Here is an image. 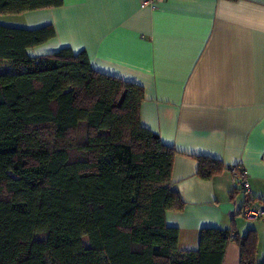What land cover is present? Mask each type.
<instances>
[{"label": "trees", "instance_id": "1", "mask_svg": "<svg viewBox=\"0 0 264 264\" xmlns=\"http://www.w3.org/2000/svg\"><path fill=\"white\" fill-rule=\"evenodd\" d=\"M61 3L0 0V15ZM52 32L0 23V264H222L231 240L239 264H264L251 229L204 227L196 250L177 248L165 222L183 206L171 185L176 150L141 125L142 87L97 71L84 50L29 55ZM195 158L201 179L231 169Z\"/></svg>", "mask_w": 264, "mask_h": 264}, {"label": "crops", "instance_id": "2", "mask_svg": "<svg viewBox=\"0 0 264 264\" xmlns=\"http://www.w3.org/2000/svg\"><path fill=\"white\" fill-rule=\"evenodd\" d=\"M61 1L0 15V23L50 25L53 35L29 55L84 50L97 71L142 87L141 125L176 150L171 185L183 206L166 210L165 222L178 229V249L196 250L199 231L214 227L239 236L254 230L256 254L258 245L264 253V228L237 213L245 198L264 201V0H158L155 8L140 0ZM198 155L241 165L248 188L227 169L201 179ZM227 243L222 264H239V248Z\"/></svg>", "mask_w": 264, "mask_h": 264}, {"label": "built area", "instance_id": "3", "mask_svg": "<svg viewBox=\"0 0 264 264\" xmlns=\"http://www.w3.org/2000/svg\"><path fill=\"white\" fill-rule=\"evenodd\" d=\"M157 2L158 0H140L139 5L142 8H155ZM229 170L234 178L240 180L238 182L241 185V189L245 191L248 188L247 182H245L246 171L243 170L241 165H234ZM238 213L246 219H262L264 217V207L251 201V198H245V201L238 209Z\"/></svg>", "mask_w": 264, "mask_h": 264}, {"label": "rangeland", "instance_id": "4", "mask_svg": "<svg viewBox=\"0 0 264 264\" xmlns=\"http://www.w3.org/2000/svg\"><path fill=\"white\" fill-rule=\"evenodd\" d=\"M0 68H4V65H0ZM41 134H42V138H44L46 140L45 142L51 143L50 142L51 141V138H50V134H49L48 131L42 130L41 131ZM73 134L78 139L79 138L80 139H83V137H84V129L82 127H78V128H76L73 131ZM70 153H71V158H76L78 156V154H79V152L77 150H73ZM238 216H240V214ZM240 217H242V216H240ZM240 217L238 219L242 221V219ZM245 221H249V220H245ZM248 223H253L258 230H261L262 228H264V221L263 220H260V219H255L254 220V219L251 218V220ZM263 237H264V235H263ZM263 237H262V239H263ZM85 243H87L86 239H85ZM258 246H259V251L257 253V255H258L257 256V259H260L261 260V258L263 257L264 253L262 252V248H261V253H259L260 252V245H258ZM262 247L264 249V240H263V243H262Z\"/></svg>", "mask_w": 264, "mask_h": 264}, {"label": "bare ground", "instance_id": "5", "mask_svg": "<svg viewBox=\"0 0 264 264\" xmlns=\"http://www.w3.org/2000/svg\"><path fill=\"white\" fill-rule=\"evenodd\" d=\"M241 216V215H240Z\"/></svg>", "mask_w": 264, "mask_h": 264}]
</instances>
